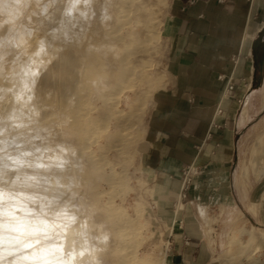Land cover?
Wrapping results in <instances>:
<instances>
[{
	"label": "crops",
	"instance_id": "crops-1",
	"mask_svg": "<svg viewBox=\"0 0 264 264\" xmlns=\"http://www.w3.org/2000/svg\"><path fill=\"white\" fill-rule=\"evenodd\" d=\"M148 1L134 4L128 32L151 41L129 43L133 75L118 106L99 91L91 130L108 121L124 137L106 161L122 191L115 211L137 244L132 263L213 264L224 243L203 214L242 216L264 232V201L253 205L258 183L245 172L264 142V0ZM189 166L200 172L183 198Z\"/></svg>",
	"mask_w": 264,
	"mask_h": 264
},
{
	"label": "bare ground",
	"instance_id": "bare-ground-1",
	"mask_svg": "<svg viewBox=\"0 0 264 264\" xmlns=\"http://www.w3.org/2000/svg\"><path fill=\"white\" fill-rule=\"evenodd\" d=\"M86 1L19 0L22 7L5 15L0 39V264H76L75 255H69L75 250L74 220L62 203L65 170L77 157L106 177L103 191L114 190L117 183L105 157L70 147H79L73 124L81 112L80 77L72 48L87 24ZM5 2L0 0V14ZM132 49L129 43L115 48L119 62L112 71L121 80L133 74ZM119 133L110 132V140ZM253 154L264 158L262 139ZM79 210L80 215L87 213L86 208ZM120 217L115 208L109 210L110 250L121 264H133L136 246ZM250 234L244 248L254 243ZM257 251L264 263V233Z\"/></svg>",
	"mask_w": 264,
	"mask_h": 264
},
{
	"label": "rangeland",
	"instance_id": "rangeland-1",
	"mask_svg": "<svg viewBox=\"0 0 264 264\" xmlns=\"http://www.w3.org/2000/svg\"><path fill=\"white\" fill-rule=\"evenodd\" d=\"M145 2L150 3L148 0L86 1L87 24L83 29V34L74 38L72 48L73 54L78 60L76 69L80 78L76 87L80 95L81 112L78 115V120L73 124L75 139L79 147H75L73 143L70 147L72 150L79 149L80 154L85 152L91 157L94 154L98 157L103 156L108 160L107 155L112 149L110 147L116 146L124 140L122 133L118 135L117 139L110 140L109 134L111 131H116V126L114 130L112 129L113 126L103 123L107 131H103V124L97 132L91 130L94 123H92L91 114L94 112L99 114L97 102L99 91H101L100 94L106 93V96L109 93L114 95L113 100L111 97L105 103L113 102L116 106L119 105L118 98L133 74L121 80L119 75L112 71L119 62L115 48H123L126 43H131L134 39L138 42L144 37V33L137 37L138 32L131 31L132 33H129L128 30L133 21L132 9L134 4L136 8L137 6L141 7ZM146 13L151 14L147 6L144 12L143 10L137 12L139 24L145 19ZM0 18L3 19L2 22L0 21L1 39L4 32L5 14H0ZM2 50L0 47V53ZM261 58H264V48L259 56V59ZM259 80L260 77L256 81L257 85ZM96 140L100 143L105 142L107 145L95 146ZM109 144L111 145L109 146ZM253 151L254 148L251 159L245 166V172L247 175L252 173L257 180V196L253 203L257 207L259 201H264V158L255 157ZM103 157L100 159L104 160ZM64 177L65 191L62 204L67 206L74 220L71 222V226L74 229L72 245L75 250L69 255H75L76 264L120 263L121 259L115 258L110 250L109 244L113 235L109 234L112 228L108 219L109 210H114L118 205L122 191L119 193L115 188L114 190L103 191L106 177L96 170L91 162L82 163L79 157L76 158L72 167L65 170ZM108 196L111 198L110 202L105 201ZM82 208H86L87 213L80 215L79 209ZM224 214L221 213V215L216 216L212 214V216L206 213L202 215L203 221L207 225L219 226V228L216 227L218 230H215L216 246L219 245V241L224 243L222 250L214 251L213 264H264L259 258V251H257L258 238L264 232L256 230L247 220L240 221L242 216L227 220ZM218 216L221 218L219 219ZM229 223L232 224L230 228H228ZM249 233H251L250 237L253 238L254 243L244 248L242 242ZM134 245L137 247L136 243ZM134 256L130 257V262H133Z\"/></svg>",
	"mask_w": 264,
	"mask_h": 264
},
{
	"label": "built area",
	"instance_id": "built-area-1",
	"mask_svg": "<svg viewBox=\"0 0 264 264\" xmlns=\"http://www.w3.org/2000/svg\"><path fill=\"white\" fill-rule=\"evenodd\" d=\"M219 6H225L232 3L233 1H246L252 3L255 0H214ZM234 90V86L229 87V93ZM200 168L196 166L186 167L182 172L181 176L183 177V198H186L187 193L190 190L193 179L199 175Z\"/></svg>",
	"mask_w": 264,
	"mask_h": 264
},
{
	"label": "clouds",
	"instance_id": "clouds-1",
	"mask_svg": "<svg viewBox=\"0 0 264 264\" xmlns=\"http://www.w3.org/2000/svg\"><path fill=\"white\" fill-rule=\"evenodd\" d=\"M18 7H22V5L19 4V0H8V2L3 3L2 11L5 15H8L14 13ZM30 179H35V178L33 177Z\"/></svg>",
	"mask_w": 264,
	"mask_h": 264
}]
</instances>
